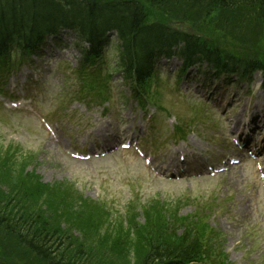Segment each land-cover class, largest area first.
Instances as JSON below:
<instances>
[{
  "label": "rangeland",
  "instance_id": "rangeland-1",
  "mask_svg": "<svg viewBox=\"0 0 264 264\" xmlns=\"http://www.w3.org/2000/svg\"><path fill=\"white\" fill-rule=\"evenodd\" d=\"M179 65L180 61L176 59L170 63L172 69H176ZM202 80L201 83L205 81ZM259 85L258 83L251 88V95L246 96V99H253V104L264 105V92ZM53 88L64 90V86L56 87L53 85ZM232 90L237 91L238 89ZM161 97L167 99L168 104L173 106L168 108V111L176 113L175 109H177V112L185 117H190L196 113L197 107L199 109V104H196L191 96H180L178 93L174 96L165 93ZM59 102L60 99L56 97L54 92H51L47 98L43 96L41 102L33 107V113L38 114V117L30 114L0 116V153L2 155L6 156L7 149L13 144L12 141H20L25 145L28 140L35 139V144L40 149L34 164L36 168L33 170L27 167H22L20 170L21 160L16 161L15 167L19 168L17 171L19 173L15 175L16 188L10 193L5 184L0 182L2 195L9 198L11 202L16 198L25 200L23 207H33L31 205L33 203L36 207H33L31 211L26 209V212H45L43 217L52 229L65 232L67 231V224H69V227L73 229L70 232V237L76 246L82 245L93 248L95 255H101L104 251L96 226L90 220H85L81 214L73 213L71 207L85 214L80 209L77 201H85V205H83L86 211L100 210L102 199L103 203L108 204L111 208L122 209L121 212H123L125 210V208H122L123 204L129 198V190L131 189L129 185L136 182L137 193H134L133 197L136 196V200L141 202L143 214H145L144 202L148 200L165 202L167 205L162 209L163 214L166 217L177 216L180 222H183V219L178 214L184 216L193 214L199 218H204L202 221L204 224H208V228L211 222L212 226L220 230L229 261L234 264L260 263V251L264 248V239L255 241L249 236V231L253 228H262V234L264 235V214L261 207L262 192L253 186L254 176H248L242 169H235L234 173L220 176L217 179L169 184L149 174L141 165L137 164L130 154L117 155L93 163L71 161L58 150L57 145L47 135L40 132L41 126L38 120L41 117V112L52 113ZM194 103L196 106H194ZM215 115L219 116L220 113L215 111ZM140 117L139 114L138 119ZM221 118L222 124L218 123L216 126L203 121L200 138L195 143L224 146L228 142L227 129L229 122L227 115L224 114ZM198 120H201V114ZM84 122H87L86 114L84 117L80 115L79 124L73 121H69L70 124L60 123V134L64 141L67 143L71 141L82 143L77 139L76 131ZM178 123L181 127H189L187 119L178 121ZM165 124L162 140L164 145L161 153L166 150L167 144L171 148L180 140L177 137L178 130L174 131L177 123H167L166 119ZM100 125L103 127L99 130V133L107 128V125L103 122ZM2 168L7 169L8 167L3 158L0 157V170ZM31 178L35 181L29 187L27 179ZM0 179L9 182V178ZM8 185L10 186V182ZM32 192L36 194L34 197ZM70 197L75 199L74 202L72 201L73 205L68 203ZM180 200H183V203L180 204L181 209L175 203V201ZM43 203L46 208L41 206ZM215 205L217 206L209 212V209ZM96 218L99 219V215H96ZM100 220L106 222L111 219H106L103 215ZM218 223L220 224L217 225ZM247 225L251 226L245 229ZM185 227L179 228V231L184 230ZM116 230L118 232V227ZM158 234H164V232L161 231ZM114 239H111L108 244L111 245ZM237 242L238 244H236ZM0 245L2 246L0 257L10 262L16 264H43L30 252L22 249L14 242V239L3 236L1 231ZM116 251L121 252V250H114V252ZM120 261H123V259Z\"/></svg>",
  "mask_w": 264,
  "mask_h": 264
},
{
  "label": "trees",
  "instance_id": "trees-1",
  "mask_svg": "<svg viewBox=\"0 0 264 264\" xmlns=\"http://www.w3.org/2000/svg\"><path fill=\"white\" fill-rule=\"evenodd\" d=\"M164 1L157 0V3L161 5ZM234 2H237L236 6L241 7L246 4L244 0H188L191 11L205 10L208 14H211V10H226L228 7H232ZM252 4L244 6L252 12L250 14L246 11V15L254 16L256 20L264 23V0H257L256 3ZM123 14L133 24L128 25L138 29L135 37L132 39V42L135 44L134 50H131L129 40L124 46L123 53L127 54L126 64L130 69L134 64L151 68L157 55L168 51L167 44H160L155 48L149 45V38L156 41L154 33L159 31L158 26L152 24L153 21L148 20V17L145 16L140 6L136 12L125 9ZM241 16L240 11L239 14L230 16L229 21L239 20ZM195 24L198 27H202L199 25V21H195ZM162 34L164 35L165 31ZM183 37L187 42L184 54L188 64L204 57L220 69L227 71L238 69L243 74L247 73V67L244 66L246 61L236 52H222L223 55H221L218 51L220 45L214 47L205 38L194 34L184 35ZM259 66L264 70V65L259 64ZM123 67L126 68L124 65ZM251 69L248 68V74ZM27 185L30 187L33 183H28ZM15 187L16 184L12 188L13 191ZM32 195L34 197L36 194L32 192ZM21 200L16 198V200L11 202L8 199L0 203V231L3 236H8L14 239V242L18 245H23L29 249L44 264H111L110 259L107 257L109 255L108 252L103 256L102 261L99 262L95 258L93 248L82 245L76 246L70 237V232L73 229L69 227V224H67V231L65 232H60L59 229H52L48 221L43 217L45 212H26V209L31 211L36 206L31 203L33 207L27 208L25 206V208L23 207L25 200L20 202ZM41 206L46 208L44 203ZM198 240V237L188 233L177 243L173 245L166 244L169 248L167 252H155V254L145 257V260L142 257L138 264L155 261L160 255H167L165 264H179L197 253L199 247ZM0 247L2 246L0 245ZM102 250L106 252L103 247ZM0 264H4V262L0 260Z\"/></svg>",
  "mask_w": 264,
  "mask_h": 264
},
{
  "label": "bare ground",
  "instance_id": "bare-ground-1",
  "mask_svg": "<svg viewBox=\"0 0 264 264\" xmlns=\"http://www.w3.org/2000/svg\"><path fill=\"white\" fill-rule=\"evenodd\" d=\"M244 2L246 3L244 6H247L253 5L252 3H256L257 0H244ZM25 5L29 6L27 3H23L21 0H0V57L6 56L9 50L16 46L18 41L24 37V34L29 28H32V34L39 40L49 33L57 34V32L61 30H73L83 26V18L81 14L78 11H73L69 14L61 16L50 15L48 18V26L45 27L42 18L39 15H30L28 8ZM244 6L228 7L225 10V14L227 16H231L234 13H238L242 10H246L251 13L250 9ZM204 14L205 10H198L195 13L199 19V25L202 27L206 25L203 20ZM43 15L44 13H42L41 16ZM73 32H71L70 35L74 34ZM102 32L103 30L100 26L95 28L96 34H93L92 37L98 43H100V39L97 35H101ZM43 69L48 70L44 66V68L41 70L42 75ZM147 69V67H144L142 71H147ZM67 70H71L73 72L71 66H67ZM44 76H47V74H44ZM17 86H22L23 89L20 92H24L25 87L23 85L11 84L10 86L1 89V95L11 92ZM100 214L102 216L105 215L104 212H100Z\"/></svg>",
  "mask_w": 264,
  "mask_h": 264
}]
</instances>
